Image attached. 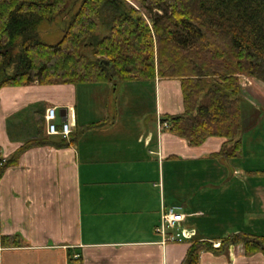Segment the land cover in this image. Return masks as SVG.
<instances>
[{"label":"crops","instance_id":"obj_1","mask_svg":"<svg viewBox=\"0 0 264 264\" xmlns=\"http://www.w3.org/2000/svg\"><path fill=\"white\" fill-rule=\"evenodd\" d=\"M248 82L230 158L215 156L225 138L193 145L160 128L184 110L178 78L2 87L0 157L14 161L0 174V264H182L194 240L264 236V82ZM48 107L59 126L71 122L68 138L47 133ZM175 205L196 235L164 243L155 228ZM199 264H264V254L229 245Z\"/></svg>","mask_w":264,"mask_h":264},{"label":"trees","instance_id":"obj_2","mask_svg":"<svg viewBox=\"0 0 264 264\" xmlns=\"http://www.w3.org/2000/svg\"><path fill=\"white\" fill-rule=\"evenodd\" d=\"M77 5L58 42L41 38L43 23ZM100 27L108 35L99 39ZM241 74L264 82V0H0V89L178 78L184 110L161 121L193 145L225 138L217 157L241 150ZM238 244L264 254V236L239 232L219 247L192 241L182 264Z\"/></svg>","mask_w":264,"mask_h":264},{"label":"built area","instance_id":"obj_3","mask_svg":"<svg viewBox=\"0 0 264 264\" xmlns=\"http://www.w3.org/2000/svg\"><path fill=\"white\" fill-rule=\"evenodd\" d=\"M56 119V107H48L46 110L47 133L49 135H62L68 138L72 132L71 122L65 120L59 126ZM168 127L169 124L167 122L160 123V128ZM6 161L5 158L1 157L0 166L6 163ZM185 217V213L179 205L162 208L160 223L155 228V231L162 236L164 243L194 239L196 235L195 230L183 227Z\"/></svg>","mask_w":264,"mask_h":264},{"label":"rangeland","instance_id":"obj_4","mask_svg":"<svg viewBox=\"0 0 264 264\" xmlns=\"http://www.w3.org/2000/svg\"><path fill=\"white\" fill-rule=\"evenodd\" d=\"M130 3H132L137 9H141L142 12L145 13V16H146V14H147V16H149L147 11L140 7L139 3L133 2V1H130ZM77 8H78V5L74 6L72 8L71 12H69L67 14L60 15L52 23H43L39 29V33H40L41 38L48 43L54 44V43L58 42L63 35V29L66 27V25H67L68 21L70 20L72 14L74 13V11H76ZM106 35H108V32L103 27H100L97 30V32L95 33V37H97L99 39L105 37ZM87 52L90 54L89 50H87ZM238 77H239V82H240V86L242 88V91H246V89H248L250 87L248 79L254 78V77L246 76L244 74H241ZM2 121H3V96L0 94V123ZM181 242L182 241H173V242H169V243H181Z\"/></svg>","mask_w":264,"mask_h":264}]
</instances>
